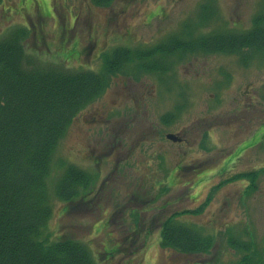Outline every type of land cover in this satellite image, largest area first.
<instances>
[{
	"label": "rangeland",
	"instance_id": "374dc122",
	"mask_svg": "<svg viewBox=\"0 0 264 264\" xmlns=\"http://www.w3.org/2000/svg\"><path fill=\"white\" fill-rule=\"evenodd\" d=\"M263 8L264 0H111L102 5L94 0H0V37L28 27L24 46L35 63L100 71L112 48L247 30ZM182 58L177 52L164 56L170 68L158 73L135 72L128 64L79 112L52 161L47 179L52 215L42 237L85 242L98 264H233L241 254L229 245L230 236L264 247V55L248 66V60L228 53ZM93 111L101 120L86 121ZM172 112L177 116L164 124L161 117ZM146 116L160 137L183 129L189 141L158 138L140 146L148 129L139 121ZM120 140L123 150L113 151ZM127 150L133 154L121 163ZM184 159L190 165L177 173ZM71 164L92 170L94 180L66 202L56 190ZM204 164L210 166L200 167ZM195 165L200 168L191 181ZM261 168L251 189L250 177L241 173ZM176 174L184 180L177 185ZM200 179L207 181L201 186ZM201 206L202 211L177 215L178 220L213 235V248L201 254L163 248L161 221Z\"/></svg>",
	"mask_w": 264,
	"mask_h": 264
},
{
	"label": "trees",
	"instance_id": "16d2710c",
	"mask_svg": "<svg viewBox=\"0 0 264 264\" xmlns=\"http://www.w3.org/2000/svg\"><path fill=\"white\" fill-rule=\"evenodd\" d=\"M26 35L17 29L0 40V264H96L86 244L74 239L50 243L42 234L52 212L47 176L58 141L82 107L104 90L107 79L90 70L26 67L24 61L32 62L23 46ZM200 49L240 54L244 62L245 56L264 52V10L246 31L212 32L190 41L176 37L148 50L117 48L106 58V70L114 72L130 60L161 69V56ZM249 176L254 181L256 174ZM85 177L71 166L59 184V196L77 194ZM229 242L241 254L233 264H264V247L235 237ZM162 245L198 253L211 249L214 238L171 216L162 223Z\"/></svg>",
	"mask_w": 264,
	"mask_h": 264
},
{
	"label": "flooded vegetation",
	"instance_id": "af4514ba",
	"mask_svg": "<svg viewBox=\"0 0 264 264\" xmlns=\"http://www.w3.org/2000/svg\"><path fill=\"white\" fill-rule=\"evenodd\" d=\"M99 116H100V114H99L98 111H95V112L93 111V112H91V114H90L89 118L87 119V121H97L98 119H100V118H98ZM139 123L142 124L144 128L148 129V131L145 134V136L147 135L146 138L151 136V135H154V134H152L153 133V124L152 123L148 122V120L145 119V118H142L139 121ZM179 136L182 138V141L186 140L184 135H179ZM131 153H132V150H130L129 152L124 153V154L128 155V154H131Z\"/></svg>",
	"mask_w": 264,
	"mask_h": 264
},
{
	"label": "water",
	"instance_id": "95a60500",
	"mask_svg": "<svg viewBox=\"0 0 264 264\" xmlns=\"http://www.w3.org/2000/svg\"><path fill=\"white\" fill-rule=\"evenodd\" d=\"M169 137H172V138H176L175 136H174V134H169Z\"/></svg>",
	"mask_w": 264,
	"mask_h": 264
}]
</instances>
